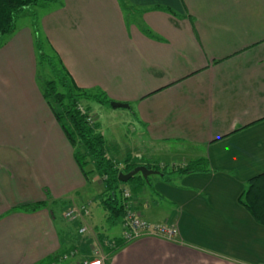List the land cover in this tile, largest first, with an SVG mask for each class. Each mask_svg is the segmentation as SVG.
Listing matches in <instances>:
<instances>
[{
	"label": "crops",
	"instance_id": "crops-1",
	"mask_svg": "<svg viewBox=\"0 0 264 264\" xmlns=\"http://www.w3.org/2000/svg\"><path fill=\"white\" fill-rule=\"evenodd\" d=\"M123 1L137 15L131 27L118 0L57 1L68 7L56 16L55 29H60L62 19L68 23L70 14L82 9L84 27L77 31V39L82 37L94 50L95 45L106 46L97 80H86L87 72L72 71V60L51 38L79 86L97 87L113 101L129 104L123 108L132 114L129 123L134 132L141 128L146 149L135 155L128 152L124 161L112 158L120 167L156 165L149 168L160 173L148 178L138 173L141 177L133 186L122 182L121 187L132 191L142 217L173 225L176 237L146 235L119 248L122 220L117 229L118 224L107 219L113 226L108 236L96 232L101 225L97 211L103 204L93 210L90 204L92 216L64 226L56 223L55 211L46 206L22 216L1 205L0 264H37L45 259L47 264H81L92 256L96 244L103 245L106 264H264V225L240 202L249 180L264 173V0ZM111 2L117 6L110 5L114 22L100 17L95 25L88 22L93 9L86 5ZM32 33L27 32L28 38H33ZM48 114L55 132L41 125L39 135L33 140L26 137L27 143L18 148L0 145V161L10 155L23 166L35 162L34 155L39 154L40 167L50 173L41 176V193L31 202L68 201L80 207L89 201L70 198L81 187L69 178L61 180L55 164L60 144L55 140L62 138V129L51 109ZM63 132V148L74 176L79 165ZM157 153L168 160H160ZM194 161H200V169L185 174L173 171ZM5 170L0 165L1 190L11 187V177L3 176ZM54 174L55 179L50 178ZM82 227L89 232L82 233ZM105 241L117 243L110 247Z\"/></svg>",
	"mask_w": 264,
	"mask_h": 264
},
{
	"label": "rangeland",
	"instance_id": "rangeland-1",
	"mask_svg": "<svg viewBox=\"0 0 264 264\" xmlns=\"http://www.w3.org/2000/svg\"><path fill=\"white\" fill-rule=\"evenodd\" d=\"M118 2L121 10H123V12H121L125 15L126 20L129 22V27H131L133 24L131 21L137 18V15L130 11L123 0H121V2L118 0ZM110 5L117 7L113 2L110 4L102 3L101 7H97V5H86L85 7L93 9L88 16V22L95 25L96 22H99V17L101 21L107 20L114 22V7ZM67 7L68 5L62 8L59 6L58 2H47L44 5L34 7L32 10L19 17L17 20V30L13 34L0 38V145L4 147L14 145L18 148V144L27 143L28 140H26V137L33 140V138L39 135L41 125L55 132L50 125V121H48V111L51 107L44 97L46 81L52 78V73L49 64L42 62V53L40 49L37 48V36L39 40L42 41L41 48H43V52L45 51L55 56H57L58 53L62 58V55L57 50V45L55 46L51 37L53 36L56 38L57 44L60 51L64 54V57L68 60H72L70 63L71 70L81 73L87 72L85 76L87 78L86 80H97L100 55H103L106 46L95 45L96 50H94L88 46L87 42H85L82 37L77 39V31L84 27L82 23L84 11L82 9L72 12L68 23H66V18L62 19L60 29H55L57 28L56 16ZM35 21L37 23V29L35 28ZM29 30L33 32L31 34L33 38L31 37V39L28 38L27 34ZM92 32L94 31L92 30ZM103 37H106V35H103ZM56 59L57 63L61 66L59 62L60 59ZM87 62L90 63L87 64ZM65 66L69 71V66ZM85 89L96 94L102 92L101 89L97 87H86ZM80 106L81 108H87L88 106L87 109H89L90 114L93 115V118L95 116L94 119L97 121V131L104 136L106 148L110 157L124 161L125 155L128 152L135 155L138 150L142 148L143 150L146 149V143L143 141L140 134L141 128L138 127V131L135 133V129H133L129 123V118L132 114L127 108H113L111 107L112 105L110 106L86 98L81 99ZM60 128L62 129L61 125ZM62 130V138L60 140H55L60 144V149L58 150L60 159L57 160L55 164L60 167L61 180L62 178H69L71 183L75 182V187H81V190L70 193V198H73V195H75V197H77L76 201L86 200V202H90L91 200V210H93L97 206L102 205V200L104 198L102 179L92 163H88L85 167L87 172L90 171L88 174H85L84 170L78 167L79 172L77 171L76 175L72 176L71 166L67 164V154L63 148L64 139ZM63 133L66 136L65 132ZM22 154L24 156L29 155L31 157L30 159H32L31 154H27L23 151ZM57 155L53 158L56 159ZM34 156L36 158L35 162L30 160L25 162L23 166H21V161L10 155H4L5 159L0 161V165L4 166L6 169L3 176H7L8 178L11 177L10 189L4 187H2L4 191L0 189V206H5L8 210L7 212H22V216H29L34 212L28 209L32 205H35V203L31 202V198H37L39 193H41L39 187L41 176L50 173L49 169L43 170L40 167L39 154ZM157 156L160 157V160H168L165 157L166 155L158 154ZM1 171L4 172L2 167ZM43 171H45V173H43ZM153 176L156 177L157 175ZM50 178L55 179V174L50 175ZM135 179L130 180L127 184L133 186ZM58 187L62 188L63 184L60 183ZM45 192L51 197L49 189H45ZM39 203L41 204L40 208L46 206L50 210L55 211L57 224L60 223L64 226L69 222L70 225H75L76 222L74 221L76 220L67 218L66 211L71 208H77V203L68 201L56 202L55 204L49 201L46 203L47 205H44V201ZM97 214V222L101 225L95 227L97 228L96 232H100L106 236L110 235L111 233H108V228L111 229L113 226L107 221V209L101 206ZM3 216L4 214L2 217ZM22 216L20 219L24 218ZM90 216H92V214ZM2 217L0 220L4 219ZM77 220L81 221V219ZM120 220H122V217H118L114 220L118 224V227H115L117 229H120ZM87 232H89V230H87ZM87 232H85V234ZM75 234H79L76 228ZM46 263L47 259L37 264ZM66 263V261H60L55 264Z\"/></svg>",
	"mask_w": 264,
	"mask_h": 264
},
{
	"label": "trees",
	"instance_id": "trees-1",
	"mask_svg": "<svg viewBox=\"0 0 264 264\" xmlns=\"http://www.w3.org/2000/svg\"><path fill=\"white\" fill-rule=\"evenodd\" d=\"M58 0H0V38L11 35L17 30V20L20 16L47 2ZM35 28L37 29V23ZM37 48L42 53V62L48 63L51 68V79L46 81L44 97L47 99L51 110L64 130L69 142L74 148L76 161L85 174V167L92 163L102 179L104 198L102 204L108 211V220L117 219L124 215L120 188L123 184L119 179L121 171L128 172L137 166V163L120 167V164L108 155L106 140L97 131V122H90L92 116L87 108H81L82 98L96 100L111 106L112 99L105 93L96 94L79 86L71 73L66 68L62 58L43 52L42 41L36 37ZM61 66L57 63V59ZM149 167H157L150 165ZM200 161L188 163L185 166H176L174 172L190 173L200 169ZM141 177L135 175L131 180ZM240 202L257 222L264 225V173L252 177L248 186L240 197ZM41 207L39 202L32 205L30 210L37 211ZM126 242L121 241L119 248ZM47 264V263H46Z\"/></svg>",
	"mask_w": 264,
	"mask_h": 264
},
{
	"label": "built area",
	"instance_id": "built-area-1",
	"mask_svg": "<svg viewBox=\"0 0 264 264\" xmlns=\"http://www.w3.org/2000/svg\"><path fill=\"white\" fill-rule=\"evenodd\" d=\"M90 122L94 121L93 116L89 118ZM122 205L124 215L122 217V239L128 243L133 240L139 239L146 235L164 236L167 238L176 237V228L168 223H156L151 222L140 215L138 210L134 206L132 191L122 186L120 188ZM91 202L82 204L80 207L71 208L66 211V217L71 220L83 219L90 214ZM88 227H82L80 231L82 233L87 232ZM105 245L110 247L116 246V241H105ZM93 247L92 256L83 259L81 264H106V254L103 250L102 244H96ZM74 255L75 253L72 252ZM70 255H64L63 258H68Z\"/></svg>",
	"mask_w": 264,
	"mask_h": 264
},
{
	"label": "water",
	"instance_id": "water-1",
	"mask_svg": "<svg viewBox=\"0 0 264 264\" xmlns=\"http://www.w3.org/2000/svg\"><path fill=\"white\" fill-rule=\"evenodd\" d=\"M112 107L117 108V107H129V104L123 103V102H117V101H112L111 102ZM138 173H141L145 178H148V176L152 173H160L159 170L157 169H150L146 165H138L129 172H124L121 171L119 173V179L120 181L126 183L129 182L130 179H132L135 175Z\"/></svg>",
	"mask_w": 264,
	"mask_h": 264
}]
</instances>
